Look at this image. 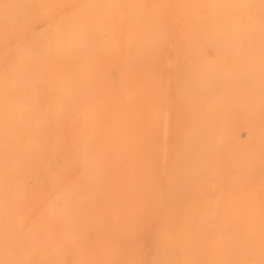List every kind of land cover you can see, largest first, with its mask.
Returning a JSON list of instances; mask_svg holds the SVG:
<instances>
[{"label":"bare ground","instance_id":"1","mask_svg":"<svg viewBox=\"0 0 264 264\" xmlns=\"http://www.w3.org/2000/svg\"><path fill=\"white\" fill-rule=\"evenodd\" d=\"M0 264H264V0H0Z\"/></svg>","mask_w":264,"mask_h":264}]
</instances>
